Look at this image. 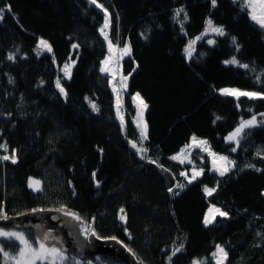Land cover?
I'll return each mask as SVG.
<instances>
[{
	"label": "trees",
	"instance_id": "trees-1",
	"mask_svg": "<svg viewBox=\"0 0 264 264\" xmlns=\"http://www.w3.org/2000/svg\"><path fill=\"white\" fill-rule=\"evenodd\" d=\"M97 2L108 12L111 40L130 48L120 63L129 75L127 91L119 95L123 130L109 77L101 71L103 12L88 0H0V8H11L0 18V145L7 146L0 148V157L15 150L16 158V163L0 160L4 215L43 208L72 211L98 236L126 243L142 264H191L194 259L215 264L216 245L227 252L224 264H264V99L237 100L220 92H264V29L239 0H216L215 6L212 0ZM178 7L183 11L177 18ZM207 19L226 35H204L189 58L185 45L201 34ZM39 37L48 40L51 52H35ZM232 57L250 68L226 64ZM70 59L75 64L66 79L62 65ZM134 93L148 106L143 141L133 123ZM251 115L258 123L245 129L239 145L225 140ZM193 136L233 162L225 175L211 169L208 151L193 146ZM128 140L146 149L143 157ZM185 146L189 162L173 159ZM154 165L172 172V187L160 181ZM196 168L202 174L187 182L185 175ZM31 176L40 179L41 191L28 187ZM179 183L182 189L175 187ZM206 187L215 191L208 195ZM209 206L228 215L217 214L205 225ZM121 209L126 221L120 219ZM20 231L37 238L35 227ZM2 243L6 251H18L16 244ZM177 248L181 251L173 254ZM86 257L91 258L80 256ZM98 261L123 264L115 256Z\"/></svg>",
	"mask_w": 264,
	"mask_h": 264
},
{
	"label": "snow or ice",
	"instance_id": "snow-or-ice-1",
	"mask_svg": "<svg viewBox=\"0 0 264 264\" xmlns=\"http://www.w3.org/2000/svg\"><path fill=\"white\" fill-rule=\"evenodd\" d=\"M235 2V0H234ZM242 10H247V14L249 15L250 19L257 24L261 29H264V0H239ZM91 3L96 4L97 0H91ZM213 6L216 4V0H212ZM97 7H102V5L97 4ZM8 11H11L10 6H5ZM5 8H0V18H2V15L5 11ZM180 11H183L182 9L178 10L177 15ZM185 19H187V15L185 14ZM208 27L205 29V31H212L215 32L219 36L226 35L224 29L222 26L216 27L213 26L212 21H207ZM108 27V13L105 11V25L104 28L106 29ZM102 34L105 36V39H108L107 33L104 32V29L101 30ZM203 35V34H202ZM196 39H200V37H197ZM209 44H213L214 41L209 40ZM232 43L236 46L237 51H239L240 45L237 43L236 38H232ZM195 44V41H191L190 44L186 47L185 53L187 57L192 56L193 52V45ZM38 49L40 51H47L51 52L52 48L51 45L48 43V41L41 39L38 44ZM73 47H77L76 45H73ZM109 47L111 50V41H109ZM123 55H130V48L126 45L125 49L123 51ZM9 60L14 59V56L12 54H9L8 56ZM74 63V62H73ZM103 63V62H102ZM226 64H236L239 67L249 69L250 66L248 64H240L239 61L236 59V57H232L230 60L225 61ZM254 71V69H252ZM101 71H107V68L102 67ZM64 73L66 77L71 76V65H65L64 66ZM125 80L127 77L124 78ZM259 77H257V80L259 81ZM57 87L60 89V92L62 95L66 96V92L63 87L60 85V81L57 80ZM220 92L222 95L227 96H233L236 97L237 100H239L240 97H248L249 99H264V92H249V91H241L239 89H220ZM139 98V94H137V97H134V99ZM141 104L143 105V108H147V104L143 102L141 99ZM93 111H98L95 104L91 105ZM119 111V109H118ZM262 117H264V113L260 114ZM219 119V118H218ZM256 116L253 115L250 120H242L240 124L234 129L232 133H230L225 139L228 141H234L237 145L240 144V138L242 134H245V129H250L257 124ZM124 122L121 120V127L123 130ZM147 139V125H144V129L141 132V141ZM193 140V146L201 147L202 150L208 151L209 155L213 157V170L219 173L220 176L225 175L230 169L228 165H231L233 162L228 160V157L226 156H217V154L211 152L208 148L204 147L207 145L206 140H197L195 136L192 137ZM132 147L136 148L137 145L135 142H131ZM0 148H3L7 150L6 145H0ZM146 151V149L137 148V152ZM183 149L181 150V153H183ZM232 151L235 152L236 148H232ZM173 159H178L179 156L172 157ZM11 159L12 163H16L15 158V150H13L12 156H2L0 157V160H9ZM222 161V164H217V161ZM183 162V161H181ZM251 167V165H250ZM203 172V169L200 171H193L192 177L189 180V183H192L193 180L197 179ZM184 175V173H182ZM93 176L95 177V172L93 173ZM99 184V182H97ZM30 188H32L33 191H41L40 188V181L33 180L31 177L29 178V185ZM178 188H183L184 185H177ZM169 191H172V189H169ZM215 189H209L205 188V192L208 195H211L212 192H214ZM178 194V193H177ZM33 211H37L36 209H33ZM42 211V210H41ZM121 215L120 219L121 221H126V216L123 214L124 210L121 209ZM216 212L220 216H227L228 214L226 212H222L219 209L216 210ZM66 215L73 216L74 219L80 220V216L75 213H65ZM0 219L7 220L9 217L4 215V210L2 207H0ZM214 220L213 218L205 217L204 223L205 225H208L212 223ZM127 231V230H126ZM86 235H88V232L86 230ZM91 235L96 236L95 231L91 232ZM54 239V237H50L49 234L45 233L42 236H38L34 241L30 239L28 236L24 234V232L21 231H15V230H5L4 228H0V264H66V262L69 260V257L65 254V252L62 250V248L57 247L55 244H50L49 240ZM97 239H100L99 236H97ZM106 239H112L116 240V237H110ZM2 241H8L10 243H14L18 246V251L15 253L9 252L5 250V245L2 243ZM131 251V249H128ZM181 251V248L175 249V252ZM175 252L173 254H175ZM214 257H216V264H224L225 259L227 258V252L224 250V248L221 245H216V252L212 254ZM73 259V264H80L79 261H76L75 258ZM171 260V257L169 258ZM90 264V262H88ZM193 264H199L198 261H194Z\"/></svg>",
	"mask_w": 264,
	"mask_h": 264
},
{
	"label": "rangeland",
	"instance_id": "rangeland-1",
	"mask_svg": "<svg viewBox=\"0 0 264 264\" xmlns=\"http://www.w3.org/2000/svg\"><path fill=\"white\" fill-rule=\"evenodd\" d=\"M90 3H91V0H88ZM92 5H94L96 8H98L99 10H101L104 14V20H103V23H102V26L100 27V34L102 35V37L104 38L105 40V44H106V54H105V57L103 58L102 62L101 63V68L104 67V68H107V71H104L103 73L106 74L108 77H109V81H110V86H111V89H112V92L115 96V103H114V109H115V115H116V120L120 123V126H121V120H123V122L125 123V115H124V111H123V107H122V104L120 102V97L119 95L121 94V92H126L127 91V85H128V79H129V75L128 74H125L121 71V68H120V63L122 61V59L128 57L129 55H123V51L125 49V46L127 45L129 47V45L126 43L122 46H119L117 43L113 42L111 40V38L109 37V35L107 34L108 36V39L106 40L105 39V36L102 34V29H104V32L107 33V30H108V27H109V16H108V27L105 29L104 28V25H105V11L106 9L104 7H97V4H100L99 2H97L96 4H93L91 3ZM180 9H183V7H178L177 9L174 10L173 12V15L175 17H180V13L181 11L179 12V14L177 15V12L178 10ZM108 13V12H107ZM181 20H186L185 19V15H183L181 17ZM207 21H209V19L206 20V23H205V26L203 28V30L201 31V34L200 35H195L193 37H191L187 44L185 45V49L186 47L190 44L191 41H195V44L196 42L199 40V39H196L197 37H203L204 35H209V34H213L215 32H212V31H205V29L208 27L207 25ZM180 24V23H179ZM213 24V22H212ZM213 26H216L213 24ZM218 27V26H216ZM203 34V35H202ZM43 39V40H46L42 37H39L38 38V44H39V41ZM48 41V40H46ZM109 41H111V50H110V47H109ZM49 43V42H48ZM37 44V46H38ZM50 44V43H49ZM195 44L193 45V47L195 46ZM35 52L36 53H42V52H47V51H40L38 49V47L35 48ZM186 54V53H185ZM74 62V63H73ZM71 65V70L75 64V60H72L70 59L69 61L65 62L63 65H62V73H63V76L68 79L69 77H66L65 76V73H64V66L65 65ZM127 77V79L125 80L124 78ZM61 85V84H60ZM59 89V88H58ZM60 90V89H59ZM137 94L138 93H134L132 94V105L134 107V114H133V123H134V126L136 128V131L138 133V136L140 138V141H141V132L142 130L144 129V125L146 124L145 122V118H144V114H145V108H143V105L141 104V99L142 97L139 95V98H136L134 99V97H137ZM143 100V99H142ZM87 101L90 105V108L92 109L91 105L92 104H95L94 102L90 101L89 98H87ZM144 102V100H143ZM145 103V102H144ZM96 105V104H95ZM97 107V105H96ZM119 109V111H118ZM93 111V110H92ZM253 115L247 117L245 120H250L252 118ZM122 128V127H121ZM123 129H124V126H123ZM226 140V139H225ZM131 142H135V141H132V140H128V143L130 145V147H132V143ZM137 147L136 148H133L136 153L140 156V157H143V152H137V148H142L141 145H139L137 142H135ZM184 150L183 153H181V150ZM178 153L174 154L176 156H179V158L177 160L179 161H183L182 163H188L189 160H188V147H184L182 148ZM211 152L215 153L214 151L210 150ZM208 153V156H209V159L211 161V169L213 170V164H212V161H213V157L209 155V152ZM217 154V156H224L223 154H219V153H215ZM223 162L222 161H217V164H222ZM201 169L200 168H196L195 171H200ZM194 171V170H193ZM193 171H191L189 174H186L185 175V179L187 182H189V180L191 179L192 177V174H193ZM215 171V170H214ZM29 178L27 179V185H29ZM31 178L33 180H38L40 181V179L36 178V177H33L31 176ZM177 185H183V184H176L175 187H177ZM29 187V186H28ZM30 188V187H29ZM40 188H41V181H40ZM32 189V188H30ZM43 209H46V210H52L53 213L50 215V219L48 220H44L45 222H42V223H45L46 225L52 227V228H55L56 225L58 227H63L65 228L67 225H70L69 227H71L72 229L74 230H78V232L85 238H87L90 234V232H92L93 230L92 229V226L88 225L86 222H84L83 220H76L73 218V216L71 215H66L65 213H73L72 211H68V210H64V209H54V208H43ZM217 208H215L214 206H209L206 210V213H205V217L207 216L208 218H213L215 217V215H217L218 213L216 212ZM205 217H204V220H205ZM204 220H203V223H204ZM38 222H41V221H38ZM44 224V225H45ZM205 224V223H204ZM35 227V226H32V224H26L25 227ZM24 227V228H25ZM0 228H4V227H1ZM36 228V227H35ZM46 228V227H45ZM51 228V229H52ZM5 230H15V231H20V229L18 230L17 228H4ZM37 229V228H36ZM88 232V235L85 234V232ZM64 231V230H63ZM69 231V230H68ZM68 231L66 230L67 234H63L64 237H67L68 235ZM22 232V231H21ZM49 234L50 237H54V239H50L49 240V243L50 244H55L57 247H60L62 248V250L65 252L66 255H68V252L66 253V247L64 246V244H61V242L59 241V238H56L54 235H51L49 232H46V231H38L36 232V237L38 236H42L43 234ZM75 238V237H74ZM76 239V238H75ZM216 252V249L215 251ZM177 253V252H175ZM71 254V253H70ZM99 256H94V257H91L90 259H88L87 257L86 258H80V256H75V255H70L68 256L69 257V260L66 262V264H73V259L72 258H75L76 261H79L80 264H88V262H90V264H101L98 260H99ZM92 258H97V259H92ZM214 262L216 264V257H214ZM194 261H198L199 264H202L203 263V260L201 259H194L192 260L191 264H193ZM225 262V261H224ZM117 264V263H113V262H108V264Z\"/></svg>",
	"mask_w": 264,
	"mask_h": 264
},
{
	"label": "water",
	"instance_id": "water-1",
	"mask_svg": "<svg viewBox=\"0 0 264 264\" xmlns=\"http://www.w3.org/2000/svg\"><path fill=\"white\" fill-rule=\"evenodd\" d=\"M154 169L158 174L160 181L165 185L166 188H170L174 185L175 176L172 172L163 167L154 165ZM37 211H28L20 215L7 216L9 219H0V225L9 226L12 228L23 229L26 224H35L38 221L45 222L44 220L50 219V215L53 213L52 210L36 209ZM42 210V211H41ZM46 227V225L44 226ZM53 227V226H52ZM60 233L67 234L66 230H72L71 227H58ZM64 230V231H63ZM96 236L89 234L87 238L83 237L76 229V239L74 237H63V244L69 253L79 256H104V257H116L123 264H142L132 251H129V247L122 240L117 239H106L100 237L97 239ZM110 238V237H107ZM77 245L79 249H77Z\"/></svg>",
	"mask_w": 264,
	"mask_h": 264
},
{
	"label": "flooded vegetation",
	"instance_id": "flooded-vegetation-1",
	"mask_svg": "<svg viewBox=\"0 0 264 264\" xmlns=\"http://www.w3.org/2000/svg\"><path fill=\"white\" fill-rule=\"evenodd\" d=\"M44 224L45 223L37 222V223L32 224V225H34L37 228L38 231L39 230L40 231H46V232H49L51 235H54L56 238H59V241L61 242V244H63V237L64 236L60 233V231L58 229V226L56 225L55 228H52V227H50V226H48V225L45 224L46 225V228H45L44 227L45 226ZM68 226H70V225H67L66 227H68ZM67 236L68 237H75L76 238V230H74V229L69 230ZM77 249H79L78 245H77ZM66 252H67V250H66Z\"/></svg>",
	"mask_w": 264,
	"mask_h": 264
}]
</instances>
